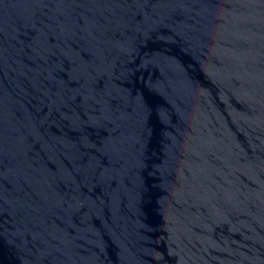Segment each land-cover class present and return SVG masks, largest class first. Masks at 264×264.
Listing matches in <instances>:
<instances>
[{"label":"water","instance_id":"95a60500","mask_svg":"<svg viewBox=\"0 0 264 264\" xmlns=\"http://www.w3.org/2000/svg\"><path fill=\"white\" fill-rule=\"evenodd\" d=\"M264 0H0V264H200Z\"/></svg>","mask_w":264,"mask_h":264}]
</instances>
